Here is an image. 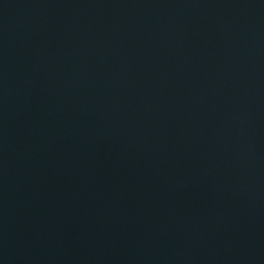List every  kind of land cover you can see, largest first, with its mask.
<instances>
[{
  "label": "water",
  "instance_id": "water-1",
  "mask_svg": "<svg viewBox=\"0 0 264 264\" xmlns=\"http://www.w3.org/2000/svg\"><path fill=\"white\" fill-rule=\"evenodd\" d=\"M0 264H264V0H0Z\"/></svg>",
  "mask_w": 264,
  "mask_h": 264
}]
</instances>
